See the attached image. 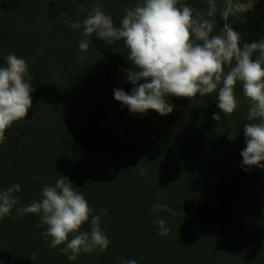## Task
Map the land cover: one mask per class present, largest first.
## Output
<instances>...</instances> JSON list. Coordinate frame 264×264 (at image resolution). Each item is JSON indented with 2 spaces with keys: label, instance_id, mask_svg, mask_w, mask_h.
<instances>
[{
  "label": "trees",
  "instance_id": "obj_1",
  "mask_svg": "<svg viewBox=\"0 0 264 264\" xmlns=\"http://www.w3.org/2000/svg\"><path fill=\"white\" fill-rule=\"evenodd\" d=\"M179 2L207 7L206 0ZM136 3L0 0V68L9 54L23 58L35 89L28 115L0 144V189L19 184L23 207L41 199L44 184L67 176L96 214L106 210L101 228L110 240L106 251L70 261L59 252L64 245L51 248V238L40 235V215L14 220L13 209L0 219V264H264V169L242 167L249 101L240 82L237 109L227 116L217 106L219 87L190 100L166 97L174 108L165 116L133 114L114 99V89L134 87L124 41L107 45L69 27L95 4L119 27ZM215 19L214 32L230 24V17ZM81 39L89 41L87 52L78 51ZM157 202L176 214L154 212ZM157 219L168 235L158 234ZM81 230L90 231V222Z\"/></svg>",
  "mask_w": 264,
  "mask_h": 264
},
{
  "label": "clouds",
  "instance_id": "obj_2",
  "mask_svg": "<svg viewBox=\"0 0 264 264\" xmlns=\"http://www.w3.org/2000/svg\"><path fill=\"white\" fill-rule=\"evenodd\" d=\"M207 7L196 9L179 0H137L125 9L119 27L102 6L93 5L81 22L69 24L72 29L82 27V36L93 34L105 44L124 41L129 50L126 56L131 68L126 79L134 85L131 93L122 88L114 89V99L133 114H146L149 109L161 116L172 113L174 106L166 97L194 98L217 92V106L224 116L237 109L234 92L240 82L244 97L249 101L247 120L244 124L246 147L241 151L244 170L255 166L264 169V39L244 43L241 47L240 33L228 23L214 32L217 14L222 20L239 19L240 14L254 8V0H206ZM83 12V7L80 8ZM66 15V13H62ZM246 21H241L244 23ZM88 39H81L78 51L87 52ZM255 53L258 56L253 59ZM84 59L83 56L80 57ZM225 66L228 67L225 73ZM26 61L17 55L7 56V66L0 68V144L5 132L14 122L24 121L32 107L31 77ZM34 118V117H33ZM213 119L221 121L214 113ZM237 135L230 133L229 140ZM139 166V165H138ZM141 174H144L143 169ZM21 191L19 184L0 189V219L9 216L13 209L14 220L26 214L40 215L38 227L46 226L40 233L49 247L59 248L68 260L75 261L80 254L104 252L110 240L101 228L106 210L90 207L82 192H78L67 176L62 175L53 185L44 184L39 201L18 207ZM153 211H172L166 204L157 202ZM91 217V219H89ZM90 222V231H82V225ZM158 234L166 236L171 229L163 219H157ZM71 234V239L69 236ZM121 264H137L136 260Z\"/></svg>",
  "mask_w": 264,
  "mask_h": 264
},
{
  "label": "crops",
  "instance_id": "obj_3",
  "mask_svg": "<svg viewBox=\"0 0 264 264\" xmlns=\"http://www.w3.org/2000/svg\"><path fill=\"white\" fill-rule=\"evenodd\" d=\"M219 2L220 0L218 3ZM241 21L246 22L241 23ZM229 23L235 31L240 33L241 46H243L244 43H251L253 41L259 42L264 39V0H254L253 9L247 13L240 14L239 19L230 17ZM257 56L258 53H255L253 59ZM240 87L243 92L242 86ZM244 99L246 98L244 97Z\"/></svg>",
  "mask_w": 264,
  "mask_h": 264
}]
</instances>
